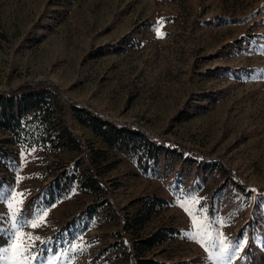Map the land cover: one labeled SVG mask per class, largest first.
Masks as SVG:
<instances>
[{"label": "rangeland", "instance_id": "obj_1", "mask_svg": "<svg viewBox=\"0 0 264 264\" xmlns=\"http://www.w3.org/2000/svg\"><path fill=\"white\" fill-rule=\"evenodd\" d=\"M31 82L85 148L47 154L0 129L12 141L0 146V264L16 230L26 264H264V0H0V91ZM73 109L137 130L157 158L143 170ZM91 149L116 161L97 177L104 193L73 181L47 194L60 165L92 167ZM149 197L166 203L139 238L167 239L137 251L122 225Z\"/></svg>", "mask_w": 264, "mask_h": 264}, {"label": "trees", "instance_id": "obj_2", "mask_svg": "<svg viewBox=\"0 0 264 264\" xmlns=\"http://www.w3.org/2000/svg\"><path fill=\"white\" fill-rule=\"evenodd\" d=\"M40 83H22L14 89L0 91V129L13 135L16 142L26 147H38L43 153L74 152L79 154L85 148L79 137L64 123L62 104L46 89H38ZM17 101V113H13ZM30 112L31 116L20 122L23 113ZM75 119L88 128L106 147H120L138 153V164L143 170L148 161L157 158L158 149L141 135L137 130L125 127H116L98 117H91L81 109H73ZM23 125V126H21ZM11 140L0 141L2 143ZM106 151L91 149V166L80 168V158H76L70 166L60 165L61 170L47 183V194L52 196L66 191L73 181L80 182V190L99 196L104 189L99 187L98 176L105 168L112 167L116 161L103 164L106 160ZM2 151L0 149V157ZM0 163V167H1ZM141 207L131 219H125L122 227L135 234L136 246L149 249L157 243L167 239L164 231L149 233L139 238V231L150 219L151 215L160 209L166 202L160 198H145L137 200ZM171 232V229H168ZM149 261L140 260L141 264Z\"/></svg>", "mask_w": 264, "mask_h": 264}, {"label": "snow or ice", "instance_id": "obj_3", "mask_svg": "<svg viewBox=\"0 0 264 264\" xmlns=\"http://www.w3.org/2000/svg\"><path fill=\"white\" fill-rule=\"evenodd\" d=\"M155 31L157 38H163L164 33H162L159 28H156ZM33 151H35V149H33ZM180 207L183 208L186 213L189 212V209L185 208L183 204H181ZM27 219L30 218H24L23 213H21V216L17 218V222L19 223V226L20 227L25 226V224L27 223ZM21 220H23V222H20ZM31 226L35 228L38 225L36 223H32ZM185 235L187 238L199 242L198 234H190L186 232ZM25 239L26 238L24 237V234L22 232H19L18 230L15 231L14 238H10L9 240L10 247L4 250V254L7 255L8 257L9 264H26V260L22 259L23 254L28 251V248H25L23 246ZM27 239H30V237H27ZM232 247L234 248L240 247L239 240L234 241ZM228 252H229V244L226 243L224 239H221L219 241V256L223 258L224 256H226Z\"/></svg>", "mask_w": 264, "mask_h": 264}]
</instances>
